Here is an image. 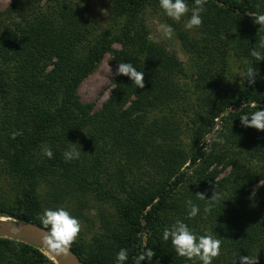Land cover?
Segmentation results:
<instances>
[{
  "label": "trees",
  "instance_id": "1",
  "mask_svg": "<svg viewBox=\"0 0 264 264\" xmlns=\"http://www.w3.org/2000/svg\"><path fill=\"white\" fill-rule=\"evenodd\" d=\"M204 7L197 29L184 27L190 12L166 17L184 60L149 38L147 13L165 15L159 0H109L103 23L77 0H9L0 9V217L49 230L44 209L66 208L86 229L71 246L83 264H116L121 248L125 264L146 248L156 255L142 264H193L162 239L176 220L222 241L213 264L247 255L264 264V132L240 122L254 103L264 110V61L250 55L264 51V28L249 16L264 13V0ZM105 54L144 72L145 87L115 72L95 109L77 87ZM248 67L259 72L252 86L240 75ZM73 147L80 157L66 162ZM215 187L222 199L205 214L196 193L210 197ZM189 199L200 208L191 219ZM0 264L56 263L0 237Z\"/></svg>",
  "mask_w": 264,
  "mask_h": 264
},
{
  "label": "clouds",
  "instance_id": "2",
  "mask_svg": "<svg viewBox=\"0 0 264 264\" xmlns=\"http://www.w3.org/2000/svg\"><path fill=\"white\" fill-rule=\"evenodd\" d=\"M206 3L207 0H194L193 6L189 7L187 0H159L160 8L169 18L176 22H180L189 12L191 13L190 18L184 24L186 30H193L202 26V13L206 10L204 7ZM249 16L255 24L259 25V29L264 28V13H249ZM159 31L164 37L169 39L173 37L175 32L174 28L167 23L160 24ZM260 48L264 49V39L260 41ZM250 55L257 61H264V51L257 50L256 47L251 49ZM116 75L129 77L140 89L145 87V73L138 71L131 63H119ZM240 75L244 82L247 81V84L252 86L255 85L259 72L254 67H248ZM252 107L257 110L250 114L242 115L240 117L241 125L245 128H254L257 131L264 132V110H261L259 105L255 103ZM22 134L20 130L14 131L11 134V138L15 139ZM42 153L49 159L54 156L53 151L48 146L42 149ZM63 155L66 162L72 161L79 159L80 151L73 147L65 150ZM196 196L198 199L206 201L205 214L210 213L212 208L222 199L221 193L216 187L210 197H207L206 193L201 192H197ZM186 205L190 209L188 212L189 219L195 218L200 213L199 206L194 204L191 199L186 201ZM41 223L49 229L42 240V245L47 252L53 257L68 255L72 244L76 242L81 233V221L66 208L57 207L55 209H44L41 215ZM162 239L164 241L170 240L176 254L192 261L193 264H196L197 260L202 262V264H213V260L221 254L222 241L220 239L210 232H205L202 235L197 234L188 224L181 220H176L170 227H165ZM155 255L156 253L153 249L146 248L134 258L135 264H142L146 260L151 261ZM128 256V249L121 248L115 257L116 264H125ZM237 258L239 264H258L257 256L251 257L247 255ZM237 258H235L234 264H237Z\"/></svg>",
  "mask_w": 264,
  "mask_h": 264
},
{
  "label": "rangeland",
  "instance_id": "3",
  "mask_svg": "<svg viewBox=\"0 0 264 264\" xmlns=\"http://www.w3.org/2000/svg\"><path fill=\"white\" fill-rule=\"evenodd\" d=\"M77 2L83 4L86 7V11L91 19L103 23V19L106 15V11L109 5V0H77ZM9 0H0V9H3ZM162 11L147 13L146 23L149 33V38L153 41L163 43L168 49L175 52L179 59L184 60L185 56L176 40L175 36L171 39L164 37L159 31V25L163 23L169 24ZM102 25V24H101ZM170 25V24H169ZM117 47V44H114ZM117 66L109 62V55L105 54L103 58L98 62L95 69L88 74L78 84L77 94L81 101L88 102L93 107L99 108L101 103L107 96L110 88V78L114 76ZM215 127L213 128V130ZM212 130V131H213ZM211 134V132H210ZM7 188L4 182L0 180V192H6ZM95 210H90L88 215L94 218ZM82 229H85L84 227ZM86 230V229H85Z\"/></svg>",
  "mask_w": 264,
  "mask_h": 264
},
{
  "label": "water",
  "instance_id": "4",
  "mask_svg": "<svg viewBox=\"0 0 264 264\" xmlns=\"http://www.w3.org/2000/svg\"><path fill=\"white\" fill-rule=\"evenodd\" d=\"M261 106H264V103H262ZM233 109H235V107L224 109L221 111L220 115ZM47 231L48 230L45 228L31 222L0 217V237L18 240L38 247L45 251L56 264H83L71 248L68 255H61L59 257L51 256L42 245L43 237Z\"/></svg>",
  "mask_w": 264,
  "mask_h": 264
}]
</instances>
